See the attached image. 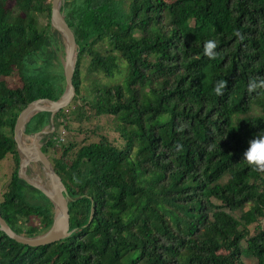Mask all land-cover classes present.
Wrapping results in <instances>:
<instances>
[{
    "label": "trees",
    "instance_id": "16d2710c",
    "mask_svg": "<svg viewBox=\"0 0 264 264\" xmlns=\"http://www.w3.org/2000/svg\"><path fill=\"white\" fill-rule=\"evenodd\" d=\"M51 6L0 0V163L12 164L0 216L26 238L54 216L18 177L13 140L28 104L65 92ZM61 13L78 47L75 98L40 144L71 235L33 248L0 231V264H264V168L242 158L264 132V0H62ZM47 127L39 113L24 133Z\"/></svg>",
    "mask_w": 264,
    "mask_h": 264
},
{
    "label": "water",
    "instance_id": "95a60500",
    "mask_svg": "<svg viewBox=\"0 0 264 264\" xmlns=\"http://www.w3.org/2000/svg\"><path fill=\"white\" fill-rule=\"evenodd\" d=\"M62 0H52L50 25L62 38L64 45L63 73L65 79V92L57 100L42 98L27 105L17 117L13 127V140L20 156L18 177L32 188L42 193L54 206V216L51 227L44 234L26 238L13 232L0 216V231L15 242L33 248L50 245L60 242L71 235L69 196L62 179L55 172L52 164L46 155L41 151L39 144L28 143L26 138L30 136L24 133L26 124L39 113L50 114V127L53 126L54 116L62 109L67 108L75 98V89L72 84L73 74L78 55V47L75 37L67 25L61 13ZM52 131V132H53ZM52 132L42 131L32 136L48 135ZM26 140V141H25ZM30 165H40L50 183L51 189L40 187L25 176V171Z\"/></svg>",
    "mask_w": 264,
    "mask_h": 264
},
{
    "label": "rangeland",
    "instance_id": "374dc122",
    "mask_svg": "<svg viewBox=\"0 0 264 264\" xmlns=\"http://www.w3.org/2000/svg\"><path fill=\"white\" fill-rule=\"evenodd\" d=\"M59 56V60L60 62H64V57H65V52L64 54L61 53V54H58ZM17 78L14 77V78H11L10 80V84H15L17 83ZM105 83V85H109V81H103ZM43 131L49 133V132H52L53 129L52 127H47L46 129H44ZM62 135V132L60 133V136ZM44 135H38L37 136V144H40V141L42 139ZM62 138V137H61ZM32 139V136H30V138H27L26 140L28 141V143H30ZM25 140V141H26ZM12 168V164L10 161H3L0 163V191L2 189H4L5 185L8 183L9 179H10V170ZM37 175V176H36ZM25 176L27 178H29L31 181L35 182L36 184H38L40 187L44 188V189H47V190H50L51 189V186H50V183L45 175V172L44 170L42 169V167L40 165H30V168L28 167L25 171ZM228 180V176L225 175L223 176L222 179L219 180V184L223 185L227 182ZM25 196H26V199L27 201L31 204V205H38V204H41L42 201L39 200V199H35L34 198V195L31 194V192H25ZM243 263L244 264H257V262L253 259H247V258H243L242 259Z\"/></svg>",
    "mask_w": 264,
    "mask_h": 264
},
{
    "label": "clouds",
    "instance_id": "9594fccd",
    "mask_svg": "<svg viewBox=\"0 0 264 264\" xmlns=\"http://www.w3.org/2000/svg\"><path fill=\"white\" fill-rule=\"evenodd\" d=\"M216 47L214 41L209 40L204 46L205 55L213 56V49ZM225 86L224 81H219L214 87V92L219 95ZM257 87L256 82L249 84V90H255ZM242 158L245 163L255 168H264V132L251 137L247 141V147L242 153Z\"/></svg>",
    "mask_w": 264,
    "mask_h": 264
},
{
    "label": "bare ground",
    "instance_id": "6f19581e",
    "mask_svg": "<svg viewBox=\"0 0 264 264\" xmlns=\"http://www.w3.org/2000/svg\"><path fill=\"white\" fill-rule=\"evenodd\" d=\"M27 139V138H26ZM31 144H37V138H32L30 141ZM30 168V166H28ZM27 167V168H28ZM37 176V175H36Z\"/></svg>",
    "mask_w": 264,
    "mask_h": 264
},
{
    "label": "built area",
    "instance_id": "2783aa9c",
    "mask_svg": "<svg viewBox=\"0 0 264 264\" xmlns=\"http://www.w3.org/2000/svg\"><path fill=\"white\" fill-rule=\"evenodd\" d=\"M60 140L62 139L61 136H59Z\"/></svg>",
    "mask_w": 264,
    "mask_h": 264
}]
</instances>
